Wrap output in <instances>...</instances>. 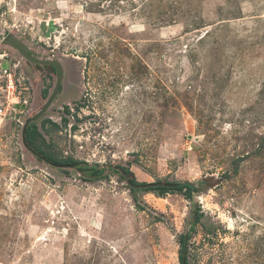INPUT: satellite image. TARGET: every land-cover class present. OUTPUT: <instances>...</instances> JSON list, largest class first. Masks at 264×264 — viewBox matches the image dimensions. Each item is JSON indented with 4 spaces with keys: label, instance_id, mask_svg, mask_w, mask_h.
<instances>
[{
    "label": "rangeland",
    "instance_id": "1",
    "mask_svg": "<svg viewBox=\"0 0 264 264\" xmlns=\"http://www.w3.org/2000/svg\"><path fill=\"white\" fill-rule=\"evenodd\" d=\"M1 29L63 64L36 122L87 172L2 124L0 264H182L186 236L188 264H264V0H0ZM12 52L29 118L57 76ZM122 166L195 190L133 191Z\"/></svg>",
    "mask_w": 264,
    "mask_h": 264
},
{
    "label": "built area",
    "instance_id": "2",
    "mask_svg": "<svg viewBox=\"0 0 264 264\" xmlns=\"http://www.w3.org/2000/svg\"><path fill=\"white\" fill-rule=\"evenodd\" d=\"M9 31L0 30V130L2 124L13 121L20 143L23 144L22 130L32 113L36 88L22 59L14 55V49L7 44Z\"/></svg>",
    "mask_w": 264,
    "mask_h": 264
},
{
    "label": "trees",
    "instance_id": "3",
    "mask_svg": "<svg viewBox=\"0 0 264 264\" xmlns=\"http://www.w3.org/2000/svg\"><path fill=\"white\" fill-rule=\"evenodd\" d=\"M49 91L48 89L44 90L43 95L47 99L49 97ZM71 107L69 105L64 106V111L65 113H70ZM50 121L47 118H44L42 120V126L46 125L47 122ZM68 119L65 118V122H67ZM54 124V123H53ZM55 126L58 127V124L55 123ZM76 126H74L75 128ZM42 137L40 128L37 124V122H31L28 127H27V132H26V140L28 144L41 156L45 157L49 161L53 163L59 164L61 167L62 166H72L76 167L79 171H86L81 167V162L75 158H59L56 157L54 154L51 152L47 151L44 148V143L45 140ZM121 171L124 173V175L127 177V183L128 186L131 190L136 191V190H141L144 192H156L159 195H164L167 192H174V191H180V192H185L187 195H192L193 191L195 188L188 184L187 182H174L171 180H165V181H155V182H145V181H139L134 173L131 171L130 168L122 166ZM87 172V171H86ZM102 170L99 169H91L89 170V179H94L101 177ZM200 219V216L196 218L198 221ZM181 243H182V249H181V263L183 259V253H184V237L181 238ZM186 264L188 262L186 261Z\"/></svg>",
    "mask_w": 264,
    "mask_h": 264
},
{
    "label": "water",
    "instance_id": "4",
    "mask_svg": "<svg viewBox=\"0 0 264 264\" xmlns=\"http://www.w3.org/2000/svg\"><path fill=\"white\" fill-rule=\"evenodd\" d=\"M7 44L14 49L15 52H17L22 58L29 60L32 63H43V64H50L54 66L56 69V76H57V81L54 86V89L50 93L49 97L46 99L45 103L43 106L32 116H30L23 127L22 130V137H23V143L24 145L32 151L34 154L39 155L27 142L26 140V132H27V127L31 122H36L39 117L42 116V114L54 103V101L57 99L58 95L61 93L63 89V84H64V78H65V71H64V66L63 64L58 61V60H52L48 59L46 57H42L41 54L35 52L32 50L30 47L27 46V44L21 40L19 37L16 35H10ZM41 158H43L45 161L55 165V166H60L57 163H53L46 159L45 157L39 155ZM191 186L194 187V185L191 182H187ZM197 214V213H196ZM197 217V215H196ZM187 238L188 236L185 237L184 239V253H183V259H182V264H186V259H187Z\"/></svg>",
    "mask_w": 264,
    "mask_h": 264
},
{
    "label": "flooded vegetation",
    "instance_id": "5",
    "mask_svg": "<svg viewBox=\"0 0 264 264\" xmlns=\"http://www.w3.org/2000/svg\"><path fill=\"white\" fill-rule=\"evenodd\" d=\"M54 67V66H53ZM54 70H55V73H56V69L54 68ZM63 89H64V84H63ZM63 89H62V91H63Z\"/></svg>",
    "mask_w": 264,
    "mask_h": 264
}]
</instances>
